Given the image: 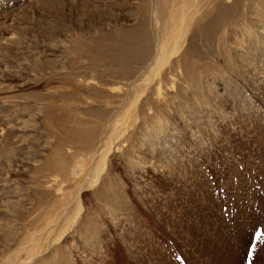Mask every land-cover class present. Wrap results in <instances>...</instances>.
<instances>
[{"label":"rangeland","instance_id":"obj_1","mask_svg":"<svg viewBox=\"0 0 264 264\" xmlns=\"http://www.w3.org/2000/svg\"><path fill=\"white\" fill-rule=\"evenodd\" d=\"M0 264H264V0H0Z\"/></svg>","mask_w":264,"mask_h":264},{"label":"bare ground","instance_id":"obj_2","mask_svg":"<svg viewBox=\"0 0 264 264\" xmlns=\"http://www.w3.org/2000/svg\"><path fill=\"white\" fill-rule=\"evenodd\" d=\"M182 11H183V8H180L178 13H181ZM162 58H165V55H163Z\"/></svg>","mask_w":264,"mask_h":264},{"label":"snow or ice","instance_id":"obj_3","mask_svg":"<svg viewBox=\"0 0 264 264\" xmlns=\"http://www.w3.org/2000/svg\"><path fill=\"white\" fill-rule=\"evenodd\" d=\"M259 237H260V233L258 232V233H257V238H259Z\"/></svg>","mask_w":264,"mask_h":264}]
</instances>
